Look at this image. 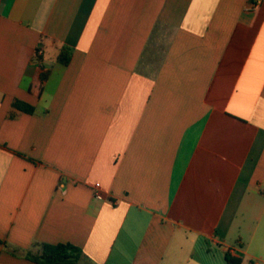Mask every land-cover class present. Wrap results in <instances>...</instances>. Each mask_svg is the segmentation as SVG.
<instances>
[{
	"label": "crops",
	"instance_id": "0c3cea01",
	"mask_svg": "<svg viewBox=\"0 0 264 264\" xmlns=\"http://www.w3.org/2000/svg\"><path fill=\"white\" fill-rule=\"evenodd\" d=\"M42 244L264 264V0H0V264Z\"/></svg>",
	"mask_w": 264,
	"mask_h": 264
},
{
	"label": "trees",
	"instance_id": "16d2710c",
	"mask_svg": "<svg viewBox=\"0 0 264 264\" xmlns=\"http://www.w3.org/2000/svg\"><path fill=\"white\" fill-rule=\"evenodd\" d=\"M59 60L63 64L68 65L71 61V50L69 48H64L59 56ZM47 77L48 72L44 71L40 77L41 84L47 79ZM15 106L29 113L34 112V108L32 106L22 105L21 103H15ZM28 257L40 264H77L86 256L81 249L72 244H42L40 254H28ZM226 261L228 264L243 263V259L241 257H236L232 254L226 255Z\"/></svg>",
	"mask_w": 264,
	"mask_h": 264
},
{
	"label": "built area",
	"instance_id": "2783aa9c",
	"mask_svg": "<svg viewBox=\"0 0 264 264\" xmlns=\"http://www.w3.org/2000/svg\"><path fill=\"white\" fill-rule=\"evenodd\" d=\"M95 197H97L99 199L102 198V195H101V193L98 190L95 191ZM230 252H233V251L230 249Z\"/></svg>",
	"mask_w": 264,
	"mask_h": 264
}]
</instances>
